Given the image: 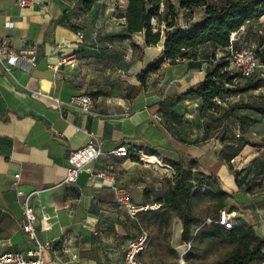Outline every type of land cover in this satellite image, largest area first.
I'll return each instance as SVG.
<instances>
[{
    "label": "crops",
    "instance_id": "obj_1",
    "mask_svg": "<svg viewBox=\"0 0 264 264\" xmlns=\"http://www.w3.org/2000/svg\"><path fill=\"white\" fill-rule=\"evenodd\" d=\"M125 4L95 0L84 11L80 0H47L24 8L16 0H0V36L8 50L34 51L37 57L29 71L13 67L8 74L0 64V254L35 245L22 229L25 196L35 192L28 200L34 213L50 216L49 228L35 229L45 245L44 264H125L127 244L142 230L137 217L144 214L132 216L117 205L113 187L126 188L139 206L151 204L146 202L161 183L145 174L150 163L128 157L130 164H137L130 166L125 157L112 153L122 144L174 161L194 158L201 172L225 181L229 193L237 189L218 151L211 152L209 138L203 139L210 118L220 117L228 101L211 111L200 108L199 96L175 100L203 79L210 62L164 61L140 85L137 74L160 54L162 48L156 46L162 47V40L146 47L141 33H128L117 15ZM258 22L264 16L244 25L250 32L264 33V27L254 25ZM199 47L192 48V55ZM85 94L92 99L88 110L68 103L72 96ZM254 115L252 133L264 136V119ZM88 133L96 135L102 156L74 183L64 184L67 156L87 142ZM98 172L104 176L96 178ZM16 174L23 195L10 188ZM150 181L151 195L144 198ZM168 222L177 248L181 223L173 214Z\"/></svg>",
    "mask_w": 264,
    "mask_h": 264
},
{
    "label": "trees",
    "instance_id": "obj_2",
    "mask_svg": "<svg viewBox=\"0 0 264 264\" xmlns=\"http://www.w3.org/2000/svg\"><path fill=\"white\" fill-rule=\"evenodd\" d=\"M95 0H80L81 9L88 11ZM125 8L120 12L124 26L128 33H141L144 46H156L162 40V50L146 67L138 74L140 85H144L146 77L156 72L164 61L174 62L180 59H190L193 47L210 45L214 50L227 49L229 36L245 23L259 19L264 16V0H222L220 3H212L209 0H178V9L193 10L202 8L201 20L195 22L188 28H181L171 17L170 7L160 11V0H125ZM163 25V28H161ZM76 30L77 27L70 26ZM234 43L233 46H236ZM228 50V49H227ZM258 61L264 64V41H260L255 49ZM215 55V54H214ZM222 59V58H220ZM228 61H221L211 65L203 79L192 85L175 100L180 101L188 96L200 97V108L202 110H219V106L213 100L216 97L224 98L232 94H242L258 88L257 74L248 79L241 78L238 72H229ZM243 80V82H240ZM256 101L233 102L227 104L220 117L212 119L213 123L227 120L236 114L237 110H245L258 115L259 120L264 119V91L258 94ZM253 128L256 122L252 117L238 116V131L243 135L247 132L246 123ZM210 123V122H209ZM209 127V124H208ZM254 131V129H252ZM204 138H207L204 132ZM225 139V138H224ZM234 139V138H233ZM225 140H223L224 142ZM146 154L153 155L154 152L144 150ZM225 155V154H224ZM223 156V155H222ZM132 161H139L138 155L129 153ZM222 159L234 178L236 188L241 186L239 176L233 171L232 158L227 161ZM164 163L169 165L165 187L161 186L155 197L146 203L159 204L155 212V218L159 228L166 227L170 215H175L181 223L180 240L185 243L191 242V227L199 224L200 218L194 213L193 206L203 199H209L213 203L215 213L209 217L210 231L206 237L218 241H226L232 244V248L222 254L213 264H262L264 263V235H259L252 225L241 223L239 218L227 228L219 224V212L236 211L235 208H225L227 200L232 199V193L224 190L213 172L205 174L198 167L194 158L180 157L174 161L163 158ZM255 165L257 162H255ZM250 180L257 182L264 179V167L258 168ZM153 210L141 211L148 215ZM140 227L143 228L140 223ZM142 233L141 229L137 230ZM137 232V233H138Z\"/></svg>",
    "mask_w": 264,
    "mask_h": 264
},
{
    "label": "rangeland",
    "instance_id": "obj_3",
    "mask_svg": "<svg viewBox=\"0 0 264 264\" xmlns=\"http://www.w3.org/2000/svg\"><path fill=\"white\" fill-rule=\"evenodd\" d=\"M209 1L212 3H220L222 0ZM163 3L165 6L170 7L171 17L174 18L173 20L181 28H188L195 22L201 20L203 16L199 8L193 10L178 9V0H160V11H163V9L166 10ZM254 25L262 28L264 27V22H258ZM161 28H163V25H161ZM248 28H250L249 25L246 26L245 35L241 42L236 45L238 48L251 44L257 47L260 41H264V36H262L264 33H253L250 32ZM262 30H264V28H262ZM255 34L257 37L253 39ZM196 49V55L191 56L193 60L199 59V62H204L206 61L204 59H208L207 62H211V65L216 64L218 60L219 62L227 60L228 50L220 53L221 51L214 50L208 44L202 45ZM190 52H193L192 49ZM214 54L217 55L215 56ZM227 68L229 72H237V70L233 69L230 65H227ZM257 80L258 88L256 90L242 94H232L230 95L228 104L233 102L256 101L258 99V94L264 91V76H258ZM240 82H243V80H240ZM236 112L237 113L233 117L219 122L220 129L217 128L218 124L213 123V120L210 118L209 127L205 133L210 140L211 152L214 153L218 151L217 154L221 158L226 155V157H224L225 161L232 158V169L239 176L241 186H238L234 191L231 190L232 199L227 200L225 205L227 209H236V211H234L235 213L231 215V218L233 217L232 221L235 223L236 220L234 219L239 218L241 223L254 226V230L257 234L264 235V233H262V230H264V179L258 180L257 182L250 181L255 172L259 171L258 168L262 169V167H264V136L252 133L253 130L249 128V124L246 123V121L245 123L248 127L247 132L242 135L239 130L238 133H236L235 129L239 127L237 123L238 116H251L252 118L255 116L253 112L245 110H237ZM214 139H217L220 147L216 146L217 142H214ZM223 140L225 141L223 142ZM213 142L215 144L214 148L213 145H211ZM145 158L138 155L139 161H137V163H145ZM124 159L129 163L128 157ZM254 161L257 162L256 165ZM150 164L151 165L144 171L145 174L150 180L155 179L156 181H160L161 186L165 187L168 170L156 162ZM129 165L137 166V164L130 163ZM130 168V170H133L132 167ZM228 171L231 174V170L228 169ZM219 183L224 190H228L225 181H219ZM151 189L150 181L148 186L143 189L144 198L151 195ZM193 210L200 218V222L204 221L205 224L201 226H199V224L192 226L193 239L191 242L185 243L179 239L177 248L172 245V226L169 222L166 227H158L155 218L157 209L149 212L148 215L137 217V220L142 224V231L146 235V243L140 254V259L143 258L142 261L146 264H213L222 254L230 250L232 248L231 243L206 237L210 231V225L207 219L213 217L215 213L213 203L205 198L195 203Z\"/></svg>",
    "mask_w": 264,
    "mask_h": 264
},
{
    "label": "built area",
    "instance_id": "obj_4",
    "mask_svg": "<svg viewBox=\"0 0 264 264\" xmlns=\"http://www.w3.org/2000/svg\"><path fill=\"white\" fill-rule=\"evenodd\" d=\"M47 0H16V5L19 8H24L32 3H43ZM123 20V19H122ZM10 26V24L8 25ZM246 26L242 25L235 32L229 36V46L227 61L233 69H236L240 74L241 78L248 79L252 75L257 74V76H264V64H261L255 54V49L252 44L244 46L241 48H235L234 43H240L245 35ZM77 35L82 37V34L78 31ZM37 57L34 51L30 52H14L7 48V43L3 37L0 36V64L3 70L11 74L13 67H18L21 70L29 71L36 65ZM211 64V62H210ZM34 94H39L38 91H34ZM56 104L62 103L59 99H53ZM230 96H225L224 98L216 97L214 102L218 105L223 104L225 101H229ZM69 104L76 105L83 110H88L92 106V99L89 95H75L72 96ZM158 119V118H157ZM238 133V129H235ZM112 153L116 156L127 157L129 153H135L145 158L147 163L156 162L160 166L169 168L167 163H164L163 158L156 155L145 154L139 148H136L129 144H122L118 146ZM102 156L100 150L99 142L96 135L92 133L87 134V142L78 149L69 152L66 162V172L63 179L64 184L74 183L79 175L83 172L88 171V167L91 163L96 161ZM18 174L14 175V179L10 184V188L15 190L17 195H23V192L18 189ZM96 178L104 176L103 172H98L95 174ZM114 201L117 205L123 206L129 215H136V213L141 211L152 210L153 208H158L159 204H144L136 205L131 202L129 192L126 188L120 186L113 187ZM33 193L25 196L22 209L24 215V224L22 226L23 231L29 236L31 240L35 241V245L31 248L26 249L24 252H5L0 254V264H44L43 251L45 245L41 243L35 235L36 225L41 229L49 228L48 219L49 215L47 213H42L37 216L31 205L28 203L29 197ZM235 212H226L221 210L219 212L218 223L230 228L234 222L232 221L231 215ZM209 222L210 219H207ZM146 243V235L144 232L138 234L136 237L131 239L124 252V262L125 264H146L138 260L137 256L142 252Z\"/></svg>",
    "mask_w": 264,
    "mask_h": 264
},
{
    "label": "bare ground",
    "instance_id": "obj_5",
    "mask_svg": "<svg viewBox=\"0 0 264 264\" xmlns=\"http://www.w3.org/2000/svg\"><path fill=\"white\" fill-rule=\"evenodd\" d=\"M157 47V46H156ZM162 47L161 46H159V47H157V49H161Z\"/></svg>",
    "mask_w": 264,
    "mask_h": 264
}]
</instances>
